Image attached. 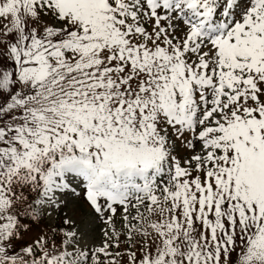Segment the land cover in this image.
<instances>
[{"label": "snow or ice", "instance_id": "1", "mask_svg": "<svg viewBox=\"0 0 264 264\" xmlns=\"http://www.w3.org/2000/svg\"><path fill=\"white\" fill-rule=\"evenodd\" d=\"M0 57V264H264V0H0Z\"/></svg>", "mask_w": 264, "mask_h": 264}, {"label": "rangeland", "instance_id": "2", "mask_svg": "<svg viewBox=\"0 0 264 264\" xmlns=\"http://www.w3.org/2000/svg\"><path fill=\"white\" fill-rule=\"evenodd\" d=\"M0 66L2 67H10V62L6 61L3 59V57H0ZM3 101V98L0 97V102ZM76 208H77V211L74 215V219H77L79 220V218L86 214L88 212V208L86 207V205L82 202V201H77L76 203ZM116 219V227L117 229L119 230L120 228V219H119V215H117V217L115 218ZM56 223H59V220L55 221ZM45 223H48V221H45ZM102 226V225H101ZM39 231V229H35L34 232L32 234H35V232ZM30 234V235H32ZM30 235L29 236H26L25 237V240H29L30 239ZM97 239H98V232H97ZM237 257L239 255V250H237L236 254H235Z\"/></svg>", "mask_w": 264, "mask_h": 264}]
</instances>
